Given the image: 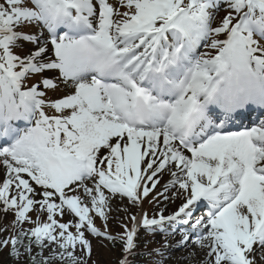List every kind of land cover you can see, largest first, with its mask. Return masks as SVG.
Instances as JSON below:
<instances>
[{"label":"snow or ice","instance_id":"6c2138e0","mask_svg":"<svg viewBox=\"0 0 264 264\" xmlns=\"http://www.w3.org/2000/svg\"><path fill=\"white\" fill-rule=\"evenodd\" d=\"M0 211L24 264H88L86 234L116 264H264V0H0Z\"/></svg>","mask_w":264,"mask_h":264},{"label":"rangeland","instance_id":"374dc122","mask_svg":"<svg viewBox=\"0 0 264 264\" xmlns=\"http://www.w3.org/2000/svg\"><path fill=\"white\" fill-rule=\"evenodd\" d=\"M218 12L216 13V19L219 20L220 17H222L225 12L224 9L221 8ZM35 28V26H34ZM25 31H29L26 28L24 29ZM30 32H36L31 30ZM206 49L204 48L203 45L200 46L198 54L200 52H204ZM26 51V49L24 50ZM63 94V88H57L56 90H49L47 95L50 98H57V96ZM50 111V110H49ZM159 190V188H157ZM155 192H153L150 196H154ZM121 207H127L129 209L130 213H135L137 211V208L130 205L129 202L125 199L123 203L120 202L119 199H116L112 201V211L109 214V221H108V231L115 235L116 233L120 232L122 229L120 227V221L125 217V213L121 211H117L118 208ZM155 205L153 203H150L149 201H144L143 208L145 211L149 213V215L152 214L153 209ZM159 207H165V204L162 202ZM167 207V205H166ZM169 207H167L168 209ZM158 210V208H157ZM170 211V208L168 209ZM167 214V213H166ZM30 215L35 219L36 213L33 211L30 213ZM14 219L12 213H8L7 215L4 214L3 211H0V228H5L6 231L0 232V239H4L11 234H13V227H12V220ZM42 219H45V217H42ZM67 219V217H65ZM95 223L97 227H100L103 230V221H101L99 218L95 219ZM31 225H24V227H29ZM88 239L91 242L92 246V253H91V259L88 261V264H92L94 261L95 264H116V261L120 255L119 252V244L116 245V247L112 246V243L108 241L107 239L103 237H96L91 234H86ZM151 234H148L147 232L141 230L137 236V244L139 245V248L145 247V241H147V247L148 248H154L158 247L161 243H163V236L162 235H155L154 237L150 238ZM176 240L172 245L177 244ZM182 247H171L165 252V256L167 257L164 260V264H169L172 259L170 256V253L173 252H178L181 250ZM139 250V249H138ZM47 254V253H45ZM138 261H146V257H136L135 258ZM185 254L182 256L179 255L178 257L174 258L172 262L174 264H181L182 262L185 263ZM0 264H24V260L22 259L21 261H17L14 258L9 256V248H3L0 250ZM187 264V262L185 263ZM192 264H202V262H193ZM261 264V263H258Z\"/></svg>","mask_w":264,"mask_h":264},{"label":"bare ground","instance_id":"6f19581e","mask_svg":"<svg viewBox=\"0 0 264 264\" xmlns=\"http://www.w3.org/2000/svg\"><path fill=\"white\" fill-rule=\"evenodd\" d=\"M167 179H168V176L165 173L164 178L161 181V185L163 183H165L167 181ZM158 188L160 189V185H158ZM178 204H179V200H177L175 204H173L172 202H168L167 203V207L173 209L176 206H178ZM178 236H179V233L177 232L174 236L168 237L169 244L172 245L177 240ZM183 254H185V259H186L185 263L187 262V264H192L193 262H203L204 259H205V256H206V252L205 251L199 249L197 246H195V245H193V244H191L189 242V244H187L186 246L182 247L180 251L170 253V256L172 257V259L169 260L170 261L169 264H174L172 262V260L174 258L178 257L179 255L182 256ZM185 263L182 262L181 264H185ZM258 263H261V262L258 260L257 264Z\"/></svg>","mask_w":264,"mask_h":264}]
</instances>
